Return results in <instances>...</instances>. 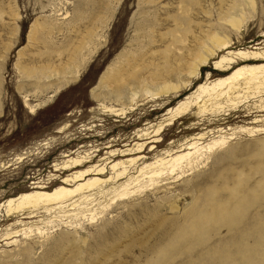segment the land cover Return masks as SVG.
<instances>
[{"label": "rangeland", "instance_id": "obj_1", "mask_svg": "<svg viewBox=\"0 0 264 264\" xmlns=\"http://www.w3.org/2000/svg\"><path fill=\"white\" fill-rule=\"evenodd\" d=\"M237 1L0 0V205L34 185L52 191L63 178L92 166H104L98 177L107 179L111 161L141 155L150 163L197 134L206 133L204 140L216 136L218 128L232 134L222 149L212 151L181 178L164 175L139 195L124 201L105 199L108 206L92 223L86 218L70 227L54 222L58 225L48 226L43 237L34 233L10 243L3 233L14 217H7L1 207L0 264H264V252L257 251L261 243L256 229L258 221H264V132L240 130L264 128L261 122L251 124L264 117L260 108L264 101L259 102L264 94L250 93L235 108L224 101L221 106L207 102L201 114L191 103L187 115L154 135L158 123L169 118L168 110L185 99L203 97L200 85L231 74L227 66L221 69L226 71L213 70V63L227 51L209 59L196 76L172 74L170 80L178 90L157 99L139 91L131 101L128 90L116 98L99 85L104 74L136 49L144 63L140 75L158 70L159 78L166 77V71L177 65L175 58L182 53L188 57L186 50L163 52L170 31L185 36L188 45L184 44L190 48L207 31L229 39L228 50L264 48V0L229 11ZM230 12L240 18L239 29L226 23ZM177 18L187 24V33L184 25L175 28ZM149 26L155 40L151 44L147 29L141 30ZM67 64L70 70H65ZM242 64L237 60L230 66L235 70ZM28 68H45L48 77H30ZM25 97L38 104L33 113L25 106ZM157 137L160 142L153 143ZM143 142L142 150L136 151ZM152 145L155 149L150 151ZM130 148L132 152L120 155ZM110 151L115 155L110 156ZM86 152L88 162L63 169L65 155ZM141 161L128 167L130 174ZM171 203L177 207L172 209ZM218 213L222 218H213ZM32 220L36 218L26 221ZM191 220L199 228L187 231L192 235L189 240L187 236L176 239L178 230ZM238 231L247 234L254 256L241 254ZM219 251L225 252L220 258Z\"/></svg>", "mask_w": 264, "mask_h": 264}, {"label": "bare ground", "instance_id": "obj_2", "mask_svg": "<svg viewBox=\"0 0 264 264\" xmlns=\"http://www.w3.org/2000/svg\"><path fill=\"white\" fill-rule=\"evenodd\" d=\"M254 5L255 0H238L236 3L232 4L228 10H235L240 6L253 7ZM181 13L187 15V10H182ZM230 13L225 18L226 23L233 28L239 29L240 18L235 14ZM179 20V18L174 20L175 28L179 29L177 28L178 26L184 25L185 28L183 29V32L187 33V24L180 22ZM35 25L36 23L33 24V29ZM144 28L148 31L145 32L150 44L155 43L152 36V26L147 28L143 27L141 30ZM169 34L171 35V40L168 45L165 46L163 52L167 55V53H170L172 50L181 52L182 50H186L188 57L185 58L182 53L181 57L175 58L176 60L178 59L176 61L177 65L175 68L170 67L168 71L165 70L166 77L159 78L156 75L158 70L153 75H140L139 70L144 67V63H142V54L136 49L128 52L126 56H124V61L119 67L117 66L115 69L112 68L110 73L104 74L100 78L99 85L105 87L108 90L107 93L116 98L122 97L125 91L128 90L131 101L134 100L139 91L155 99L160 96H168L175 93L179 88L178 85L171 82L170 79L172 74L179 75L184 72L190 77L196 76L209 59H214L215 56L222 51L227 52L225 55H221L220 58L213 63V70L220 72L226 71L221 69L227 66V69L232 72L230 75L226 74L214 81L200 85L198 91L203 97L198 95L194 101H188L185 99L174 109L168 110L167 114H169V118L164 120L168 123L166 124L164 121L158 123L154 130L155 136L160 135L165 126L172 125V122L175 119L187 115L190 111L191 103L196 106L197 113L201 114L207 110V102L214 106H221L222 101H224V103H229L235 108L239 103L247 99V96H249L248 94L250 93L255 95L259 94V96L260 94H264V48L254 47L251 49H239L236 51L228 50L230 48V40L224 37H219L217 33H211L210 31L205 33L204 39L197 38L195 47L190 48L185 45L187 44L185 43V36H176L171 31ZM30 35L31 32L29 33V38ZM262 37H264V34ZM178 45H180V47ZM72 59H74V57ZM237 60L243 62V64L234 70L230 65L237 64ZM45 68L47 69L49 67ZM45 68L43 69L45 70ZM69 68H72L71 64L65 66V70H68ZM43 69L28 68L27 75L34 77L37 80L42 78L45 79L48 75L44 74L45 71H43ZM55 71L54 73H56ZM75 74L77 75V72H75ZM263 101L264 99H259V102ZM24 103L32 113L38 105L36 103L30 104L26 97L24 98ZM260 108L261 111L264 112V105L260 106ZM109 112H111L112 115H115L114 109H109ZM257 122H261L264 125V117L259 121L256 120L251 122V124H256ZM240 130L248 133L264 132V128L258 126L244 127L240 128ZM217 132L219 133L216 136H212L207 140H204L207 137L206 133L197 134L177 149H166L165 152H163L164 156H156L150 163L144 162L142 160L144 157L141 155L126 160L111 161L109 166L111 176L107 179L98 177L104 173V166H92L91 168L79 170L73 173L70 177L63 178L60 182L61 185L54 188L52 191H46L44 190L46 187L34 185L30 190L22 192L15 197L8 198L0 205V208H4L7 217H14V221L9 225V228L6 226L3 236L5 239L11 240L10 243H15L17 241L15 238L22 237L23 239H28L34 233L43 237L50 225L54 227L59 223H63L70 227L73 222H78L75 220H81V218H86L92 223L96 215L98 213L101 214L102 210L108 206L107 203H105L106 201H104L105 199L108 200V202L124 201L136 194L139 195V193L148 188L156 186L160 180H162V176L164 175L172 176L174 174L175 176L173 179H179L186 172L194 171L200 164L208 159V156L212 151L222 149L232 135L226 134L225 130L219 128ZM143 135L146 136L148 134L144 133ZM152 142L158 143L160 142V138H154ZM144 144L145 143L143 142L136 145V151L142 150ZM154 149L155 146L152 145L150 151ZM130 152H132L131 148L122 150L120 155H127ZM113 153V151H110L109 155H115ZM64 158L67 159L62 162L63 169H70L82 166L83 163L88 162L90 160V154L87 152L84 153V155L76 153L75 156L70 157L69 155H65ZM17 159H21V157L19 156ZM139 161H141L140 166H135L134 170L136 171L133 172L134 174H130L128 167L137 165ZM90 175L91 177H88ZM208 191L210 192L211 190L209 189ZM208 201L211 200L209 199ZM169 206L172 207V209L177 207L174 203H171ZM220 214L221 213H218L213 218L216 217L221 219L222 216ZM33 218H36V220L30 222L26 221ZM54 222H57L58 224ZM258 222L259 224L256 229L261 248L257 251L258 253H262L264 252V221ZM74 225L77 226L79 224ZM197 227L198 225L196 222L191 220L186 228L178 230L179 234L176 235L177 237L175 238L178 239L180 237L183 239L187 236L189 240V237L192 235L187 231L194 232L199 228ZM238 232L241 239L240 241L235 242H237V245L242 246L241 254L254 256L256 251L249 248L246 243L247 234L243 233V231ZM28 252L29 250L27 251L26 249L24 253L27 254ZM217 253L214 255L216 256ZM223 253L225 252L219 251L218 258H220ZM154 264H158V262H154Z\"/></svg>", "mask_w": 264, "mask_h": 264}]
</instances>
